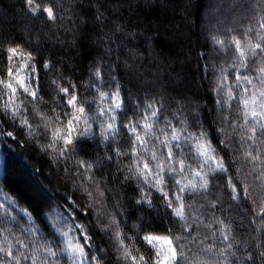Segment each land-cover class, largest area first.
I'll return each mask as SVG.
<instances>
[{
  "label": "trees",
  "instance_id": "obj_1",
  "mask_svg": "<svg viewBox=\"0 0 264 264\" xmlns=\"http://www.w3.org/2000/svg\"><path fill=\"white\" fill-rule=\"evenodd\" d=\"M35 2L41 7L52 4L57 20L53 22L43 14H31L24 0H0V36L4 42L18 43L25 51L32 52L36 64L41 56L45 61H51V70L39 69L40 95L45 101L37 105L40 112L52 114L55 92L51 81L60 80L63 86H68L62 77L74 82L82 96L91 100L95 93L88 95L80 86L93 82L90 74L99 62L105 72V82L109 75H115L125 98L128 117H132L137 102H143L141 107L148 102L162 103L164 117L173 119L176 114L187 119L189 124L191 112L198 111L213 144L217 143L215 128L221 125L211 122L219 121L228 110L217 109L212 89L219 70L229 68L235 55L231 48L221 50L211 37L225 40L226 47L231 36L243 39L242 33L249 23H255L260 0ZM97 8L102 13L99 20ZM116 25L123 31L117 32ZM6 63L5 54L0 53V68ZM106 66H111V73L105 70ZM256 66L250 65V69ZM251 74L252 71L241 69V75ZM3 75L0 71V76ZM228 75L231 79V68ZM111 87L108 85L103 90L109 91ZM56 110L60 111L59 108ZM27 115L33 124L32 138L18 123L13 124L10 117L0 115V121H3L0 131L13 133L12 137L0 136V228L4 229L3 235L14 233L21 237L23 233L22 238L31 242L32 237L24 230L33 228L41 243L51 241L52 247L60 252L64 247L60 233L81 223L87 226L95 248L103 249L97 252L103 258V264H124L117 259L119 253L115 251L111 236L101 230L109 227L111 217L119 222V230L135 238L136 247L146 257L150 252L141 241V235H167L169 229L177 235L183 232L180 225L174 223L175 218L167 215L170 210L165 209L156 191L150 195L151 207L137 203L141 198L137 183L125 179L124 166L130 160L127 157L117 159L113 152L114 148L121 151L129 148V137L123 129L113 143L111 139L102 140L99 125L93 124V135L82 139L77 151L71 154L74 159H55L56 153L44 151L50 137L43 135L42 127H36L41 121L31 110ZM234 119L230 116V120ZM173 123H176L174 119ZM160 127H164L163 122ZM189 130L195 131L191 127ZM236 141L233 135L227 152L220 150L222 145H217L219 155L226 163L229 157L233 158L230 165L233 175L235 168L244 171L251 167L236 159L243 151ZM107 156H113V159L109 161ZM77 160L94 165L91 174L104 193L102 198L94 192V199L90 200L79 187L83 178L76 174ZM192 166L194 169L199 167L196 163ZM246 182L252 184V177H247ZM256 185L249 190L250 199L241 196L238 201L231 199L225 178L220 176L210 185L207 194L185 193L186 203L194 204L191 211L203 221L199 225L201 236L211 235L212 230L206 227L208 224H212L213 229L219 228L220 225L215 223L217 220H223L231 227L236 255L229 258V264H264L261 254L264 253V223L254 211L264 198V189ZM83 187L93 191L87 181H83ZM96 200L99 203H95ZM91 203H95L94 208L89 207ZM189 223H192L191 216ZM192 226L195 228L196 224ZM115 230L112 227L111 231ZM72 235L70 232L69 237ZM216 246L223 245L217 240ZM58 259L59 264H71L67 253H61Z\"/></svg>",
  "mask_w": 264,
  "mask_h": 264
},
{
  "label": "snow or ice",
  "instance_id": "obj_2",
  "mask_svg": "<svg viewBox=\"0 0 264 264\" xmlns=\"http://www.w3.org/2000/svg\"><path fill=\"white\" fill-rule=\"evenodd\" d=\"M24 3L27 11L33 15L43 14L47 20L53 22L58 18L52 4L41 7L35 0H24ZM53 3H58V0H53ZM101 15L97 8V20ZM254 21L242 33L243 39L231 36L227 40V47L225 40L211 37L221 50L231 48L235 55V60L229 66L232 69V78L229 79V68H221L212 89L217 109L228 110V114L222 115L219 121L211 122L213 125H221L215 128V145L198 111L191 112V124L176 114L173 115L176 123H173V119L163 116L162 103L148 102L141 107L143 102H137L133 107L132 117H128L125 98L121 95L115 75H109L105 82V72L99 62L90 74L93 82L80 86L88 95L95 93L91 100L88 96H82L74 82L62 77L68 86H63L60 80L51 81L55 92L52 114L40 112L37 105L45 101L40 95L39 69L51 70V61H45L41 56L39 63L33 64L32 52L25 51L18 43H6L0 36V53L5 54L7 61L0 68L4 73L0 76V115L10 117L13 124L18 123L21 130L26 129V134L32 138L33 124L27 115L31 110L32 115L41 121L36 127H42L43 135L50 137L44 151L56 153L55 159H74L71 154L77 151L82 139L93 135V124L99 125L102 140L111 139L113 143L123 129L129 137V148L127 151L114 148L113 152L117 159L127 157L130 160L124 166L127 173L125 179L136 181L141 194L137 203L151 207L150 195L153 190L156 191L165 209L170 210L167 215L174 217V223L183 229L180 235L171 229L167 235H141V241L150 252L146 257L136 247L135 238L119 230V222L111 217L108 221L109 227L101 230L111 236L115 251L119 253L117 259L124 264H229V258L236 255L231 227L223 220L215 222L220 225L216 229H213L212 224L206 225L212 230L211 235H200L199 225L203 221L191 211L194 204L186 203L185 193L207 194L217 176L225 178V187L235 201L241 196L250 199L249 190L256 182H259L256 186L264 189V0H260ZM81 23L84 21L81 20ZM115 30L123 31L120 25H116ZM250 65L257 66L250 69ZM241 69L252 71L253 74L241 75ZM105 70L112 72L111 66H106ZM108 85L112 87L109 91H104L103 88ZM122 116L124 119H121ZM230 116L235 117L234 121L230 120ZM161 122L164 127H160ZM2 123L0 121V126ZM190 127L195 131H190ZM233 135L243 148L236 159L251 166L244 171L235 168V175L230 172L233 158L229 157L226 163L224 157L219 155L217 147L222 145L220 150L227 152ZM0 136L12 137L13 133L0 131ZM106 159L110 161L113 156H107ZM75 163L78 168L76 174L83 178L79 187L90 200L94 199V192L97 197L102 198L104 193L91 174L94 165L84 160H77ZM193 163L199 167L194 169ZM188 175L192 179H188ZM249 176L252 177V184L246 182ZM83 181H87L93 191L83 187ZM95 203L99 201L96 200ZM95 203H91L89 207L94 208ZM254 211L264 223V198ZM190 216L192 223H189ZM31 219L29 215V220ZM193 224H196L195 228ZM112 227L116 228L114 232L111 231ZM24 231L32 237L31 242L22 238L23 233L21 237L14 233L3 235L4 229L0 228V264H59L58 257L61 253L69 254L71 264H103V258L97 254L103 249L95 248L93 237L89 235L85 224L75 223L73 228L60 233L64 244L60 252L52 247L51 241L41 243L36 238L35 229ZM70 232L73 233L71 237ZM217 240L222 247L216 246Z\"/></svg>",
  "mask_w": 264,
  "mask_h": 264
},
{
  "label": "rangeland",
  "instance_id": "obj_3",
  "mask_svg": "<svg viewBox=\"0 0 264 264\" xmlns=\"http://www.w3.org/2000/svg\"><path fill=\"white\" fill-rule=\"evenodd\" d=\"M25 7H26V6H25ZM205 17H206V15H205ZM31 63L36 64V59H35V57H33V60L31 61ZM188 179H192L191 175H188Z\"/></svg>",
  "mask_w": 264,
  "mask_h": 264
}]
</instances>
